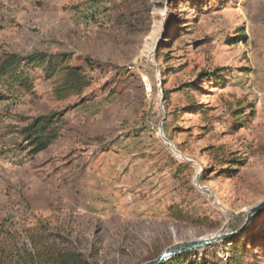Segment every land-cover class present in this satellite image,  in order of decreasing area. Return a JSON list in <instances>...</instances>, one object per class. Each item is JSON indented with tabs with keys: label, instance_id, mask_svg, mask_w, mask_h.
I'll return each mask as SVG.
<instances>
[{
	"label": "rangeland",
	"instance_id": "obj_1",
	"mask_svg": "<svg viewBox=\"0 0 264 264\" xmlns=\"http://www.w3.org/2000/svg\"><path fill=\"white\" fill-rule=\"evenodd\" d=\"M33 52L82 68L88 86L57 99L35 66L30 90L0 86V259L42 232L91 264H141L240 229L264 198V0H0V59ZM52 111L68 120L59 138L21 149V129ZM234 246L264 264V210L162 264H228Z\"/></svg>",
	"mask_w": 264,
	"mask_h": 264
},
{
	"label": "trees",
	"instance_id": "obj_2",
	"mask_svg": "<svg viewBox=\"0 0 264 264\" xmlns=\"http://www.w3.org/2000/svg\"><path fill=\"white\" fill-rule=\"evenodd\" d=\"M27 66L40 67L47 78H51L53 82L57 80L52 88V92L57 99H64L69 96L78 95L88 86V77L82 68L70 65L65 60H54L53 55H47L41 52H33L28 55H20L16 53L6 54L2 59H0V86L11 87L16 84L25 90H30L32 88V81L29 75L25 72V67ZM87 66L91 69L95 68L92 63H87ZM160 72L163 76V72L165 71L160 70ZM209 74V71H202L198 74V76H205L202 78H206ZM216 76H218L216 82H221L222 77H219L220 73ZM192 88L193 90H197V83L189 81L180 87L179 92H185L191 90ZM162 94L163 102H167L169 99L168 90L162 88ZM195 107L196 106L193 104L189 109L184 110L195 112L194 114H200L205 111V107L199 110H195ZM67 124L68 120L63 111H52L33 118L20 131V135L24 142L21 149H27V152L31 155H35L45 150L59 138L63 128ZM243 164V161L234 159L231 161L229 166H241ZM209 170V167H203V171L201 172L202 176L204 174H206V176L210 174ZM234 170L235 167L232 169L226 168L218 171L217 174L231 176ZM170 215L173 219L178 221H189L187 219L188 217L179 208L172 209L170 211ZM196 222V224L199 225L205 224L204 221L199 219H197ZM37 233L34 232L31 235V250L25 251L21 257L20 250L18 252H14V254L12 252H8V255H4V259H0V264H91L86 255L81 251L65 247L55 241H51L47 235H44L42 232L40 234ZM3 253L4 250L2 249V257ZM191 253L192 251L183 252L172 256L167 260H180ZM229 253L230 255L227 257L228 264H242L240 251L236 246L231 247V249H229ZM217 256L218 255H215L217 261L214 264H226L223 263V261ZM14 257H16L15 260H13ZM199 263L200 262L194 261L192 264Z\"/></svg>",
	"mask_w": 264,
	"mask_h": 264
},
{
	"label": "water",
	"instance_id": "obj_3",
	"mask_svg": "<svg viewBox=\"0 0 264 264\" xmlns=\"http://www.w3.org/2000/svg\"><path fill=\"white\" fill-rule=\"evenodd\" d=\"M264 210V198L259 201L254 206L250 207L247 211L246 219L241 225L240 229L231 232V233H220L218 232L214 236L210 238H202L198 240L193 241H186L181 243H176L165 250H163L157 257L154 259H151L149 261L143 262L141 264H162L167 259L171 258L172 256H175L177 254L188 252L192 250H196L201 247L209 246L211 244H214L220 240H223L225 238L231 237L233 235L238 234L240 231H242L245 227L251 225L252 222L258 217V215L261 214V212Z\"/></svg>",
	"mask_w": 264,
	"mask_h": 264
}]
</instances>
